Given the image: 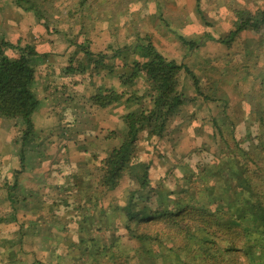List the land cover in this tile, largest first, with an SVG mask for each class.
<instances>
[{"label":"trees","instance_id":"obj_1","mask_svg":"<svg viewBox=\"0 0 264 264\" xmlns=\"http://www.w3.org/2000/svg\"><path fill=\"white\" fill-rule=\"evenodd\" d=\"M43 1L51 3V0ZM71 1L70 18L80 15L82 19L92 5V0ZM101 1L107 7L114 32L122 27L134 6L148 2ZM206 1L209 0H196L197 12L205 20L202 5ZM17 4L35 13L49 27L51 20L44 19L42 0H18ZM233 12L234 29L221 43L232 45L243 32L264 30V9L253 11L241 4L234 6ZM181 40L190 50L204 44L184 37ZM144 41L147 43L139 39L132 47L131 44H123L119 49L111 47L112 54L117 53L132 73L120 76L121 91L106 89L92 97V101L102 109L127 103L128 112L123 116L125 131L117 134L118 145L107 150L97 146L102 159L98 153L90 154L95 169L86 177L83 175L80 189L74 186L76 195L73 188L58 189L65 205L63 210L72 207L76 214L72 222L61 228L67 234L60 237L53 230L54 221L60 217L53 210L56 203L49 205L45 195L37 212L38 220H33L27 211L26 222L19 220L22 211L16 207L19 202L13 201L12 218L0 215V221L8 225L5 234L9 236L7 240L0 239V264H264L263 106L253 108L260 124L255 131L249 125L242 130L241 123L233 118L225 125L213 118L212 139L217 151L210 155L215 161L196 164L195 168L190 166V173L178 192L157 191L152 163L140 158V141L147 131L160 140L165 139L170 121L184 104L180 75L194 74L186 65L162 55L150 39ZM260 41L263 45L264 37ZM8 50L16 48L3 42L0 117L14 120L17 127L25 130L17 141L24 162L26 151L35 139L33 116L40 106L35 89L37 71L33 66L37 53L27 46L16 50L18 55L12 57ZM103 57L109 59L110 55ZM141 77L145 78L147 92L129 90ZM195 85L201 91L197 78ZM253 100L248 101L251 106ZM201 152L207 155L209 149L204 147ZM127 177L130 189L124 205L118 208L121 220L114 221L107 216L104 200L119 190ZM83 192L91 194L87 204L80 197ZM55 239L58 245L50 246Z\"/></svg>","mask_w":264,"mask_h":264},{"label":"rangeland","instance_id":"obj_2","mask_svg":"<svg viewBox=\"0 0 264 264\" xmlns=\"http://www.w3.org/2000/svg\"><path fill=\"white\" fill-rule=\"evenodd\" d=\"M42 2L45 4L44 11L46 12L44 19L51 20L49 29L53 31L55 37L40 36L35 33H30L28 36L27 33L26 39L29 42L26 46L33 47L37 53L33 66L36 71L44 70L48 65L54 72L60 68L61 74L67 82L70 81L73 84L80 80L79 85L83 89L86 88L83 98L78 94H75L76 97L71 96L72 89L68 91V94L62 93L61 97L64 98V101H61L57 107V114L62 111V108L64 113L69 111L67 106L76 108L82 104L86 105L87 99L104 93L106 89L121 91L123 85L120 75L130 76L132 69L125 67L120 56H117V53L112 54L111 50L112 48L119 49L123 44H131L132 47L139 39L144 43H147L144 39H150L162 55L170 60L178 61L181 65H186L194 74L192 76L182 72L180 75V91L185 94L184 104L170 121L165 139L160 140L147 131L140 141V158L152 163L153 184L157 191L178 192L190 173V166L195 168L196 164L215 161L210 155L217 151L212 139L214 134L213 118L218 119L221 124L228 123V120L233 118L241 123V129L244 131L247 129V125L252 128V131L259 130L260 124L256 115L253 114V108L261 105L264 110V44L261 45V41L259 42L264 37V30L243 32L232 45L221 43V41L234 29L236 19L233 12L234 6L242 4L255 11L257 8L264 9V0L206 1L202 5L206 20L198 14L196 0L141 1L133 7L130 14L124 19L122 27H119L115 32L111 29V24L108 21L107 7L105 8L101 0H92V5L83 14L82 19L80 15L69 17L71 0H51V3L42 0ZM10 7L14 11L19 6L15 2H11ZM32 16L34 17V15ZM35 21L39 22L40 19L36 16ZM10 37L12 39L13 35ZM181 37L190 41H203L204 44L198 49L190 50L182 42ZM55 38H58V42H62L61 38H65L67 44L54 42ZM6 39L7 42H10L5 32L4 41ZM49 39L52 40L50 46L53 51L48 52L49 54L41 52V49L38 48ZM21 41V43H25L24 38ZM21 45L13 46L16 50L24 49L23 44ZM16 50H8V54L15 57L18 55ZM89 52L91 55L88 54ZM92 55L95 57L93 58ZM105 55H110V58H104ZM65 56H67V65L58 66L60 58ZM52 76L54 84V76ZM195 78L200 82L201 91L196 88ZM48 80V78L45 79V81ZM51 87L50 89L53 90V85ZM147 88L145 78L141 77L136 86L129 90H140V93H145ZM48 94L50 96V92ZM43 96H47V90H44ZM204 96H208L209 99ZM250 98L254 99V106L249 104ZM45 103V100H40L38 111L33 116L35 124L40 116L42 118L34 133L39 146L42 143L50 142L52 128L57 127L59 130L64 128V120L59 116H55L54 125H50L49 118L52 119L53 115L48 113V106H45ZM91 103L89 112L95 114L97 118H101V128L99 130L89 129L83 133L73 128L74 123H68L67 129L71 131H67L64 138L68 142V147L65 149L70 150L67 155L70 162L78 161L83 167L82 174L85 177L95 169L91 163L90 154L95 152L100 154L101 159L103 158L97 146L107 150L119 144V135L117 134L125 131L123 116L128 112L127 108L129 107L127 103H124L104 110L95 105L92 99ZM84 108L86 109V107ZM71 118L67 122L73 121ZM103 120L104 125L102 126ZM24 131L22 128L19 136L23 135ZM54 133L55 136L57 135L56 138L60 136V132ZM80 141L82 147H77ZM62 147L64 148L62 142L54 147L53 155L57 156L55 160L59 163L64 161L65 156ZM204 147L209 149L207 155L201 152ZM0 152L5 156L8 154L3 150ZM86 169L89 171L86 172ZM29 170L34 171V168H29ZM59 180V178L56 179V184ZM129 181V177H127L123 186L116 192L110 193L104 200L109 219L121 220L119 218L121 211L118 208L123 206L126 201L130 189ZM70 188H73V194L76 195L74 186ZM75 188L78 189V187ZM89 195L91 194L87 192L81 194L83 203L89 202ZM51 197L50 204L56 203L53 210L58 212L60 217L58 221H54L53 230L57 232L56 235L62 237L67 232H63L61 228L65 226L64 224L72 222L76 214L72 207L67 211L63 210L65 205L61 201L59 192H53ZM55 240L51 241L50 246L58 245ZM60 245L61 243H59Z\"/></svg>","mask_w":264,"mask_h":264},{"label":"crops","instance_id":"obj_3","mask_svg":"<svg viewBox=\"0 0 264 264\" xmlns=\"http://www.w3.org/2000/svg\"><path fill=\"white\" fill-rule=\"evenodd\" d=\"M11 2L17 3L18 0H0V45L3 42H7V39L4 41L5 32L7 33V38L9 39L11 38L10 36L13 35V38L7 43L13 45L23 44L24 48L27 47L26 45L29 42L28 39H26L27 33L28 36L30 33H35L40 36L55 37L53 31H51L49 27L45 26L44 21L40 20V23L35 21V13H27V11L21 7L15 8V10L12 11L10 7ZM31 14L34 15V17ZM37 18L40 19L39 17ZM7 25L8 27H6ZM22 38H24L25 43H21ZM57 39L58 38H55L54 42L67 44V39L61 38L62 42H58ZM52 40L49 39V41L41 45L42 48L40 47L38 49H41V52L43 51L49 54L48 52L53 51L50 46L52 45ZM48 62H50V60H48ZM65 64L67 65V56L60 58L57 65L61 67ZM51 76L53 77L54 84L52 83ZM46 78L49 80L45 81ZM77 82L78 83L74 82L73 84H71L70 81L67 82L62 76L60 68L54 72L53 70H50V66L48 65L44 70L37 71L35 89L38 94V98L46 101L45 106H48V113L53 115L52 119L51 117L49 118L51 120L50 125H54L53 121L56 118L55 116H59L64 120V128L62 130H59L57 127H55V129L52 128L51 131H53V133L51 135L50 142L47 144L42 143L39 146L34 139L26 151L24 162L22 161V157L19 153L21 144L17 143L19 140V132L21 130L20 127L16 126L17 124L14 120H8L0 117V150L8 152L7 156L2 155L0 152L1 216L10 215L12 218V202L15 201L17 203L19 202V204L16 205L17 209L20 208L19 211H22L19 215V220L26 222V211L33 217V220H38L39 217L37 216V212H40L41 210L42 204L40 203L43 201V195L46 196L47 202L51 205L50 203L52 200L50 198H52L51 196L53 192H59V188L66 189L73 185L80 189L79 184L84 175L82 174L84 170L78 161L70 162L67 156L70 150L65 149V147H68V142L65 141L64 138L67 134L66 132L71 131L67 129V124L74 123L73 128L85 133L89 131V129L99 130L101 128V118H97L95 114H91L89 112V108L92 106V97L85 101L86 105L82 104V106H77L76 108L67 106L66 108L69 111H65L64 113L62 108L60 113H56L57 107L61 104V101H64V98L61 97L62 93L68 94V91H71L72 89L73 94L71 96H75V94H78V96L82 98L85 96L86 88L83 89V87L79 85L80 80H77ZM52 85L53 90L50 89L52 88ZM71 85H73V87H70ZM56 86H58V88H56ZM44 90H47V96L45 97L43 96ZM48 92H50V96H48ZM88 97H90V95H88ZM84 107H86V109ZM70 118L73 119V121L69 120L71 122H67ZM40 119H42L41 116L37 119V123H34L36 129L38 128V123L40 124ZM102 122L103 126L104 120ZM56 131L60 132V136L58 138H56L57 135L55 136L54 133ZM61 142L64 145V148H62L65 156L63 159L64 161L59 163V161L55 160V157L57 156H54L53 154L54 147L60 145ZM54 143H56V146ZM77 147H82L81 141L78 142ZM29 168H34V171H30ZM88 171L89 170L86 169V172ZM58 178L60 180L57 181L56 184V179ZM75 183L78 184L75 185ZM7 227L8 225L0 221V239L2 240H7L9 238V236H6L5 234Z\"/></svg>","mask_w":264,"mask_h":264}]
</instances>
